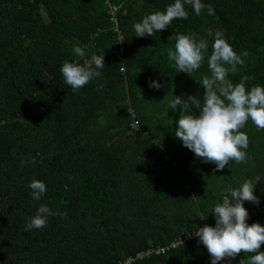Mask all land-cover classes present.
Returning <instances> with one entry per match:
<instances>
[{
    "label": "trees",
    "instance_id": "1",
    "mask_svg": "<svg viewBox=\"0 0 264 264\" xmlns=\"http://www.w3.org/2000/svg\"><path fill=\"white\" fill-rule=\"evenodd\" d=\"M174 2L0 0V264H118L147 249L149 256L131 264H211L194 237L154 250L201 225L215 227L214 206L245 180L255 184L259 203L244 207L264 205V129L249 119L240 129L248 137L246 162L217 170L175 136L181 108L170 109L175 96H196L203 106L209 30L222 32L244 60L227 79L235 85L248 77L247 90L264 87V0H201L199 15L185 3L187 19L136 36L135 23ZM174 34L207 42L191 74L168 58ZM93 53L104 55L100 76L73 91L63 63L84 65ZM153 81L161 87H150ZM33 180L46 186L39 200ZM41 205L51 213L46 226L26 231ZM247 223L264 226V214ZM251 255L230 259L240 264Z\"/></svg>",
    "mask_w": 264,
    "mask_h": 264
},
{
    "label": "clouds",
    "instance_id": "2",
    "mask_svg": "<svg viewBox=\"0 0 264 264\" xmlns=\"http://www.w3.org/2000/svg\"><path fill=\"white\" fill-rule=\"evenodd\" d=\"M185 3L191 5L197 15L205 8L201 0H175L165 11L146 15L141 22L135 23L136 36H153L168 27L174 19H187ZM207 9L209 15H214L211 5ZM208 34L214 35V43L208 58L211 76H204L199 82L205 90L203 106L196 96L186 99L175 96L170 102V109L175 111L177 106L181 108L175 136L182 141L183 146L205 162L214 163L217 170H223L230 161L246 162V152L242 149H247L248 137L240 129L249 119L256 127L264 129V87L256 85L247 90L245 82L248 77H243L235 85L227 79L229 72H237V65H243L244 60L234 52L222 32L213 34L209 30ZM172 39L175 40V50L168 49L169 60L175 62L177 72L191 74L201 66L208 48L207 42L203 38L197 41L195 36L185 34H174ZM73 51L78 57L86 55L79 46L74 47ZM243 55L247 56L248 53L244 52ZM104 66V55L93 53L91 62H85L84 65L79 60L65 61L61 73L64 82L76 91L94 77H99L100 72L95 69ZM150 87L159 89L161 85L153 81ZM193 107L199 109L198 116L192 114ZM259 180L257 178L256 182ZM254 186L251 180H245L240 187L228 189L223 203H217L212 211L216 218L215 227L206 224L194 233L207 248L211 264H217L226 257L234 258L241 252L254 255L241 260L240 264H264V251H260L264 244V226L259 223L249 225L248 210L244 207L245 201L259 203L254 195ZM29 188L34 200H39L46 192L45 184L38 180H33ZM50 214L49 208L41 205L35 216L30 218L26 231L46 226Z\"/></svg>",
    "mask_w": 264,
    "mask_h": 264
},
{
    "label": "built area",
    "instance_id": "3",
    "mask_svg": "<svg viewBox=\"0 0 264 264\" xmlns=\"http://www.w3.org/2000/svg\"><path fill=\"white\" fill-rule=\"evenodd\" d=\"M248 214L249 215H248L247 221H251V220H253V218H259V216H261V214H264V205L260 206V207H257V208H255V209H253L251 211H248ZM203 226H205V225H201L199 228H202ZM193 237L199 239L195 234H192V235L187 234V235L183 236L182 238L178 237L177 239L171 241L169 244H167L165 246L157 247L154 250V253L155 254H160V253H163V252H165V251H167L169 249H175L176 247L185 244L186 242H188L190 240V238H193ZM151 253H152V250L147 249V250H144L142 252L136 253L132 257L126 258L122 262H118V264H131L132 262H134L136 260H140L141 258H143L145 256H149Z\"/></svg>",
    "mask_w": 264,
    "mask_h": 264
},
{
    "label": "rangeland",
    "instance_id": "4",
    "mask_svg": "<svg viewBox=\"0 0 264 264\" xmlns=\"http://www.w3.org/2000/svg\"><path fill=\"white\" fill-rule=\"evenodd\" d=\"M225 264H236L232 259L227 258L226 260H224Z\"/></svg>",
    "mask_w": 264,
    "mask_h": 264
}]
</instances>
